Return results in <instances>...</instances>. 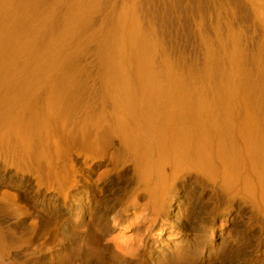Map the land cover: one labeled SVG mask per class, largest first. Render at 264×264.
Segmentation results:
<instances>
[{
    "label": "rangeland",
    "instance_id": "1",
    "mask_svg": "<svg viewBox=\"0 0 264 264\" xmlns=\"http://www.w3.org/2000/svg\"><path fill=\"white\" fill-rule=\"evenodd\" d=\"M54 129L66 135L51 169L68 165L86 133L106 131L99 143L106 154L119 140L113 159L134 152L149 163L168 142L190 137L184 159L204 153L217 168L201 173L221 187L220 161L230 151L244 162L236 186H248L237 196L260 216L248 222L256 220L263 237L264 175L255 177L254 163L264 165V0H0V167L23 170ZM123 184L118 203L132 198ZM7 194L0 264H228L216 254L220 241H188L181 255L151 259L157 225L138 216L141 205L128 232L117 229L118 204L93 228L63 234V219L35 218L15 192ZM16 206L20 212L10 213ZM239 256L234 264H243Z\"/></svg>",
    "mask_w": 264,
    "mask_h": 264
},
{
    "label": "bare ground",
    "instance_id": "2",
    "mask_svg": "<svg viewBox=\"0 0 264 264\" xmlns=\"http://www.w3.org/2000/svg\"><path fill=\"white\" fill-rule=\"evenodd\" d=\"M54 130L46 136L45 147H40L36 154L26 156L28 164L24 165L23 170L0 167V205H8L4 202L9 195L7 190L13 191L23 203L22 207L25 208L26 205L27 209L34 213L35 218L63 219L61 227L63 234L74 232L79 227L90 228L96 222L94 221L96 218L108 219L110 210L118 204L120 206L114 214L118 223L117 229L128 232L133 228L129 218L135 216L134 210L141 205L137 215L142 219L147 217L152 224L157 225L150 242L154 249L151 259L158 258V255H161V259L164 255L169 257L173 254L181 255L184 249L189 248L188 241L195 246L199 243H208L211 246L216 241H220V248L216 254L225 258L228 264H234L232 257L237 254L242 256L243 264H264V239L261 240L263 229L255 223L257 214L253 211V206L237 196L242 189L247 192L248 186L241 187L235 184L238 170L244 162L240 159L242 165L232 152L233 156H229L231 162L227 160L229 157L226 154L230 155V151L226 152V150L220 161L225 167L219 175L221 187L217 185L216 187L212 181L209 182L202 175V171L211 169L215 171L217 168V166L216 168L212 165L208 166L209 162L204 159L206 157L204 153L195 149L192 154L198 161L188 162L184 159L189 150L185 148L192 143L190 137L187 142L184 141V137H176L172 142H168L166 152L156 155L153 162L149 163L143 160L141 155L136 156L134 152L129 158L126 157L127 154L126 156L123 154L120 160L115 157L114 160L111 154L116 152L115 149L117 150L120 145L119 140H110L112 142H109V145L112 148H109L113 151L109 150L110 152L106 154L108 152L105 150L106 147L99 145L106 131L86 133L76 144L80 150L70 152L71 159L68 158L70 159L68 165L62 162L52 165L53 169H51L50 165L54 160L52 158L58 160L62 157L58 149L62 147L60 144L63 142V136L66 135L63 130ZM108 134L107 132V136ZM194 139H196L193 141L195 146L203 145L199 138L194 137ZM129 146L133 150L140 147L133 141L129 142ZM250 159H252L250 163H253L254 158ZM126 162L129 163L125 164ZM254 164L255 167L258 165V168L254 169V175L261 182L264 180H262L264 165L260 167L261 164L259 165L258 162ZM217 176L218 174L215 178H218ZM123 183L132 189V195L130 194L132 198L127 202L118 203L119 198L118 196L116 198L115 192L120 190ZM67 198L68 202H66ZM20 207L16 206V210L13 209L10 213L18 214L20 211L17 210ZM262 207L264 211V205ZM138 216L132 219L136 221ZM253 218L256 220L250 224L248 221ZM20 223L24 224L23 218L16 221V224ZM137 228L136 226V233ZM210 246L207 250L202 249L197 252L201 254L200 259L206 254L210 255L212 248ZM250 249H253L251 253ZM148 261L152 264L150 259Z\"/></svg>",
    "mask_w": 264,
    "mask_h": 264
}]
</instances>
